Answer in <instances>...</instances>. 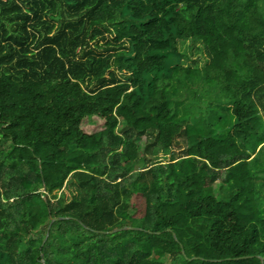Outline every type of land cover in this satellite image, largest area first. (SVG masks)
I'll list each match as a JSON object with an SVG mask.
<instances>
[{"label": "trees", "instance_id": "1", "mask_svg": "<svg viewBox=\"0 0 264 264\" xmlns=\"http://www.w3.org/2000/svg\"><path fill=\"white\" fill-rule=\"evenodd\" d=\"M0 264H264V0H0Z\"/></svg>", "mask_w": 264, "mask_h": 264}, {"label": "rangeland", "instance_id": "2", "mask_svg": "<svg viewBox=\"0 0 264 264\" xmlns=\"http://www.w3.org/2000/svg\"><path fill=\"white\" fill-rule=\"evenodd\" d=\"M199 62H200V58H199ZM118 132H119V134L124 135V134H126V133L129 132V129H127L124 126H120V128L118 129ZM129 135H131V133ZM143 165H145L144 162H143V160H138L136 162V164H135V169L136 170H140V169L143 168Z\"/></svg>", "mask_w": 264, "mask_h": 264}, {"label": "water", "instance_id": "3", "mask_svg": "<svg viewBox=\"0 0 264 264\" xmlns=\"http://www.w3.org/2000/svg\"><path fill=\"white\" fill-rule=\"evenodd\" d=\"M56 220H60V218H54L53 220H52V222H54V221H56ZM128 227H125V228H123V229H127ZM119 230H122V229H117V230H114V231H112V232H116V231H119ZM43 263H44V261H42Z\"/></svg>", "mask_w": 264, "mask_h": 264}]
</instances>
